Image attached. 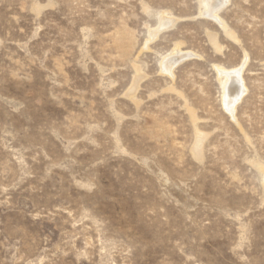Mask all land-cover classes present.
I'll use <instances>...</instances> for the list:
<instances>
[{
  "label": "rangeland",
  "instance_id": "1",
  "mask_svg": "<svg viewBox=\"0 0 264 264\" xmlns=\"http://www.w3.org/2000/svg\"><path fill=\"white\" fill-rule=\"evenodd\" d=\"M203 9L0 0V264H264V0Z\"/></svg>",
  "mask_w": 264,
  "mask_h": 264
},
{
  "label": "bare ground",
  "instance_id": "2",
  "mask_svg": "<svg viewBox=\"0 0 264 264\" xmlns=\"http://www.w3.org/2000/svg\"><path fill=\"white\" fill-rule=\"evenodd\" d=\"M203 2H204V9L202 13L204 15L212 16V18L214 17L217 19L218 11L221 8V6L225 4L226 0H203ZM167 23L168 21L162 23V25H166ZM166 26H168V24ZM164 27L165 26H163V28ZM155 32L156 31H154L153 33ZM152 35L154 36V34ZM190 55L191 53L181 52L175 55L173 54L172 56H168L167 58H164V60L161 63L162 70L168 74H171L174 65L178 61H181L182 58ZM217 71H219L220 75L223 76L224 78V82H223L224 94L222 97L224 107L227 110H229L230 113H233L235 104L237 103V101H239V99L241 98V96L244 94L245 91V86L242 80L240 79L241 68L233 69L229 71L228 70H217Z\"/></svg>",
  "mask_w": 264,
  "mask_h": 264
}]
</instances>
